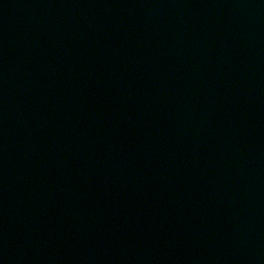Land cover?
Instances as JSON below:
<instances>
[{
  "label": "water",
  "instance_id": "obj_1",
  "mask_svg": "<svg viewBox=\"0 0 264 264\" xmlns=\"http://www.w3.org/2000/svg\"><path fill=\"white\" fill-rule=\"evenodd\" d=\"M0 264H264V0H0Z\"/></svg>",
  "mask_w": 264,
  "mask_h": 264
}]
</instances>
